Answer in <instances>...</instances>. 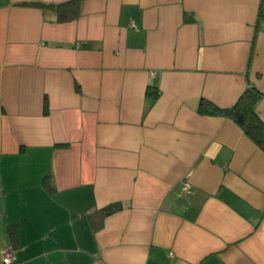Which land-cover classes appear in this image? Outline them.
Wrapping results in <instances>:
<instances>
[{"label":"crops","instance_id":"crops-1","mask_svg":"<svg viewBox=\"0 0 264 264\" xmlns=\"http://www.w3.org/2000/svg\"><path fill=\"white\" fill-rule=\"evenodd\" d=\"M24 1L66 0H0V264H264V151L198 111L264 91V0Z\"/></svg>","mask_w":264,"mask_h":264},{"label":"trees","instance_id":"trees-1","mask_svg":"<svg viewBox=\"0 0 264 264\" xmlns=\"http://www.w3.org/2000/svg\"><path fill=\"white\" fill-rule=\"evenodd\" d=\"M82 0H66L58 3L43 1H24L20 5L36 7L41 10H52L57 22H68L76 19L80 14ZM187 20V18H185ZM148 95H158V90L148 87ZM264 98V91H260L254 85L248 84L236 101L229 107H220L208 99L201 98L198 111L201 114L222 116L236 123L262 151H264V120L258 114L256 108L258 102ZM44 113L48 111L46 97L43 105ZM121 208L120 203H111L96 212L101 216H107ZM12 243L16 241V233L10 229ZM13 248V246H12Z\"/></svg>","mask_w":264,"mask_h":264},{"label":"built area","instance_id":"built-area-1","mask_svg":"<svg viewBox=\"0 0 264 264\" xmlns=\"http://www.w3.org/2000/svg\"><path fill=\"white\" fill-rule=\"evenodd\" d=\"M185 188H187V183L184 184ZM13 262V252L11 249H5L4 251H2L1 254V263L2 264H12ZM98 264H103V263H98Z\"/></svg>","mask_w":264,"mask_h":264},{"label":"rangeland","instance_id":"rangeland-1","mask_svg":"<svg viewBox=\"0 0 264 264\" xmlns=\"http://www.w3.org/2000/svg\"><path fill=\"white\" fill-rule=\"evenodd\" d=\"M262 24H264V8H262Z\"/></svg>","mask_w":264,"mask_h":264}]
</instances>
